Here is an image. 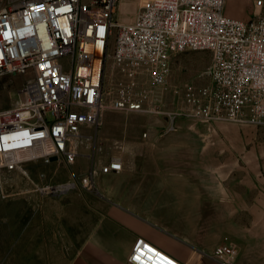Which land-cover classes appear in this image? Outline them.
<instances>
[{
	"label": "built area",
	"instance_id": "built-area-1",
	"mask_svg": "<svg viewBox=\"0 0 264 264\" xmlns=\"http://www.w3.org/2000/svg\"><path fill=\"white\" fill-rule=\"evenodd\" d=\"M225 5L146 0L123 23L114 18L118 0H7L0 8V77L17 74L24 82L13 106L0 110V178L36 160L74 164L80 142L96 140L106 110L160 116L164 133L176 131L179 119L264 128V0H253L247 20L227 15ZM190 50L211 51V81L187 84L177 108L164 109L173 56ZM122 170L118 156L101 167L103 174ZM91 179L81 177V186ZM237 256L227 241L212 254L220 264ZM128 262L185 264L144 237L136 238Z\"/></svg>",
	"mask_w": 264,
	"mask_h": 264
},
{
	"label": "rangeland",
	"instance_id": "rangeland-1",
	"mask_svg": "<svg viewBox=\"0 0 264 264\" xmlns=\"http://www.w3.org/2000/svg\"><path fill=\"white\" fill-rule=\"evenodd\" d=\"M6 1L0 0V8ZM144 2L146 0H118L115 20L132 21ZM237 9L245 10L244 19H249L253 0H226V14ZM113 39L114 36L111 44ZM211 63L209 50L175 54L168 90L163 95V108L176 109L181 103V90L187 84H209ZM23 82L24 77L17 74L0 77V110L13 106ZM109 87L107 83L106 89ZM163 126L160 116L106 110L96 140L80 142L74 164L36 160L26 163L23 170L4 172L0 178V210L3 205L40 204L43 197L63 193L42 192L40 188L45 185L73 188L78 183L77 188L84 189L79 184L81 176L91 174V185L87 189L102 191L106 203L129 207L138 216L151 219L195 246L203 248L231 242L239 249L233 264H264V245H245L242 250L235 239L238 236L233 235L238 230L230 227V216L222 213L227 210L230 215L232 209L227 202L230 198L215 194L220 189L219 179L225 176V159L210 154L207 139L200 131L202 123L182 119L178 130L167 134L162 131ZM86 133L93 131L86 130ZM113 156L122 158L123 171L104 175L101 167ZM30 192L40 199L23 201Z\"/></svg>",
	"mask_w": 264,
	"mask_h": 264
},
{
	"label": "crops",
	"instance_id": "crops-1",
	"mask_svg": "<svg viewBox=\"0 0 264 264\" xmlns=\"http://www.w3.org/2000/svg\"><path fill=\"white\" fill-rule=\"evenodd\" d=\"M227 15L247 17L245 10L238 9ZM202 125L210 154L225 159V176L219 179L215 194L230 198L232 209L230 215L227 210L221 212L230 216V227L238 230L233 235L238 236L242 250L245 245H264V128ZM111 174L117 173L104 175ZM77 185L60 196L43 197L40 204L1 207L0 264H130L137 237L185 264H220L212 257L217 244L195 246L129 207L106 203L102 191ZM26 199L40 198L30 192Z\"/></svg>",
	"mask_w": 264,
	"mask_h": 264
},
{
	"label": "water",
	"instance_id": "water-1",
	"mask_svg": "<svg viewBox=\"0 0 264 264\" xmlns=\"http://www.w3.org/2000/svg\"><path fill=\"white\" fill-rule=\"evenodd\" d=\"M56 160H57L56 157L51 158V161H56Z\"/></svg>",
	"mask_w": 264,
	"mask_h": 264
}]
</instances>
